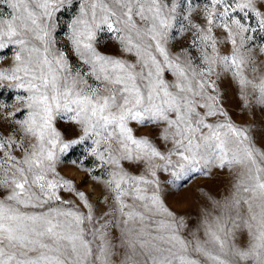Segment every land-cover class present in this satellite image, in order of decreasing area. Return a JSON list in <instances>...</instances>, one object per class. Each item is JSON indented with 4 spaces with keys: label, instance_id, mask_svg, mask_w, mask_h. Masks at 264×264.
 Wrapping results in <instances>:
<instances>
[{
    "label": "snow or ice",
    "instance_id": "snow-or-ice-1",
    "mask_svg": "<svg viewBox=\"0 0 264 264\" xmlns=\"http://www.w3.org/2000/svg\"><path fill=\"white\" fill-rule=\"evenodd\" d=\"M257 33L264 0H0V264H264V127L225 106L264 112ZM193 176L227 181L195 225Z\"/></svg>",
    "mask_w": 264,
    "mask_h": 264
},
{
    "label": "rangeland",
    "instance_id": "rangeland-1",
    "mask_svg": "<svg viewBox=\"0 0 264 264\" xmlns=\"http://www.w3.org/2000/svg\"><path fill=\"white\" fill-rule=\"evenodd\" d=\"M71 13L66 14L63 17V20L67 22L68 16H70ZM60 37L63 36V32L59 34ZM261 41H264V35L257 33V43H260ZM62 44H66L63 40L61 41ZM109 52H112L113 54H117V48L113 44H109L108 48L105 49ZM73 63H75V58L73 57ZM234 89L229 90L228 94V103L225 105L228 109V111L232 114V118L240 123V122H252L255 121L256 127L261 128L264 127V125L261 124V121L264 120V112H261L259 109H257L255 112H242L240 109V104L238 99L234 95ZM11 93L5 91L3 93V96L9 100H11ZM79 155V151L74 154L73 158H76V156ZM88 163H91L90 161ZM63 172L65 175L73 178L75 182L80 185V187L83 190H86L90 193V198L95 200L97 196L99 195V191H93L92 184L90 181H84L82 182V177H84L83 172L76 171L74 168H72L71 165L67 166L65 169H63ZM167 177V174H163L161 176V179H165ZM227 181L224 180L223 182L218 181H205L200 176H193V178L188 181L186 185L187 190V197L189 203L185 204L182 202L180 205H176L173 201L169 200V206L173 207L174 210H177L181 212V214H186L192 221V223L195 225L197 221L200 219L201 212L204 208L205 200L202 198V194L204 192H208L212 194L213 196H216V198H220L219 195H217L218 192H221V190L226 186ZM222 194V193H221ZM243 242V241H241Z\"/></svg>",
    "mask_w": 264,
    "mask_h": 264
}]
</instances>
